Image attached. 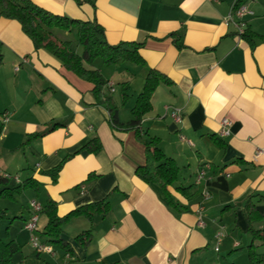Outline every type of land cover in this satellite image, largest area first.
I'll list each match as a JSON object with an SVG mask.
<instances>
[{"label":"crops","instance_id":"0c3cea01","mask_svg":"<svg viewBox=\"0 0 264 264\" xmlns=\"http://www.w3.org/2000/svg\"><path fill=\"white\" fill-rule=\"evenodd\" d=\"M31 1L55 14L95 20L109 44L142 43V63L93 67L113 85V92L104 90L112 93L121 122L130 120L150 69L171 81L155 89L152 109L139 129L159 138L180 175L168 187L173 207L158 186L135 175L145 163L144 145L134 130L111 125L107 109L92 93L93 84L47 50L35 48L18 21L0 17V175L8 178L0 190L34 181L19 192L0 194L6 213L0 239L19 246L14 262L248 264L251 243L264 253V245L252 241L245 216L250 201L261 215L251 226L264 229V152L257 155L264 149V0L244 2L253 12L244 17L251 41L224 21L237 0ZM55 34L71 38L59 29ZM125 81L129 89L123 103L118 83ZM222 118L231 121L224 136ZM96 137L101 150L88 153L83 147ZM59 164L53 180L50 172ZM205 164L210 167L198 179ZM179 187L189 188L188 194ZM48 199L56 202L59 216L103 199L109 209L92 220L74 216L63 225L61 237L72 252L46 243L53 253H38L24 225L32 214L30 201L43 206ZM46 223L40 214L41 241ZM89 229L91 240L82 245L76 236Z\"/></svg>","mask_w":264,"mask_h":264},{"label":"trees","instance_id":"16d2710c","mask_svg":"<svg viewBox=\"0 0 264 264\" xmlns=\"http://www.w3.org/2000/svg\"><path fill=\"white\" fill-rule=\"evenodd\" d=\"M245 0H237L236 6ZM0 17L14 19L19 22L22 31L31 39L35 48H43L58 58L62 65L78 77L93 84L92 93L96 102L103 104L107 109L109 121L114 128L134 130L136 138L141 141L145 148V163L135 169V175L147 184H153L160 188L162 195L170 206L176 207L169 186L175 184L180 175V167L170 156H167L159 145V138L142 132L139 125L143 116L151 111V98L155 89L160 84H168L171 81L155 69L147 72L146 79L141 92L137 95L135 104L131 108V118L127 122H121L118 116V106L113 100V95L105 91L108 81L99 68H94L95 63L104 65H118L125 61L135 64L142 63L143 59L138 50L142 43L122 41L117 44H109L104 36L102 27L94 21H83L64 15L52 13L51 11L35 4L31 0H0ZM67 31L71 34L70 39L61 40L55 30ZM242 37L251 41L252 33L246 28ZM264 39V36H260ZM77 47H80L78 52ZM2 58L0 56V63ZM123 103L128 100V81L118 83ZM3 129V121L0 119V134ZM99 139L93 138L83 149L88 153H97L101 150ZM61 165L54 168L50 174L56 180ZM8 178L0 175V186L6 184ZM34 181L26 180L13 188L4 187L0 194L6 195L19 192L22 188L30 186ZM179 190L188 194L189 188L179 187ZM187 192V193H186ZM264 197V195H261ZM109 209L108 202L103 199L76 208L64 216L57 214V204L48 199L42 206L40 214L47 217V223L41 233L44 243H51L66 252H72V246L62 237V227L70 218L82 215L92 220L96 213L105 214ZM245 216L248 223V231L252 235V241H259L264 245V229H254L253 221L261 219V215L253 203L247 201L245 205ZM6 217L4 209L0 208V220ZM92 237L91 230L80 232L76 239L82 245H86ZM19 246L14 242H3L0 239V264H16L12 255ZM257 245L251 243L248 247V264H264V253L256 251ZM40 253L39 251H37ZM21 264V263H17Z\"/></svg>","mask_w":264,"mask_h":264},{"label":"built area","instance_id":"2783aa9c","mask_svg":"<svg viewBox=\"0 0 264 264\" xmlns=\"http://www.w3.org/2000/svg\"><path fill=\"white\" fill-rule=\"evenodd\" d=\"M236 3V2H235ZM253 12L248 8L246 3H241L236 6V4L233 5L232 10L229 12L227 17L225 18L226 23H231L236 28V33L238 36H242L246 29V22L244 20V17L246 15H252ZM17 69V67H16ZM108 87L111 92L114 91V87L111 83H108ZM171 115L174 118L175 121L180 120L179 113L176 109L171 110ZM231 125V121L227 118H222L220 121V134L221 135H227L229 134V127ZM264 152V149H260L257 151V155ZM209 165L205 164L203 165L197 172V178L202 179L206 173V171L209 169ZM30 207L32 209V214L30 215L29 219L25 222L24 228L30 233V243L32 247L39 252H45L52 254L53 249L50 245L44 243L41 241L39 236V227H38V221L39 216L42 210V206L39 202L35 200L30 201ZM197 215H198V222L201 224V212L202 208L197 209ZM223 232H217L216 234V240L217 243H219L222 240ZM215 250H218L217 247H215Z\"/></svg>","mask_w":264,"mask_h":264},{"label":"rangeland","instance_id":"374dc122","mask_svg":"<svg viewBox=\"0 0 264 264\" xmlns=\"http://www.w3.org/2000/svg\"><path fill=\"white\" fill-rule=\"evenodd\" d=\"M36 198V197H35ZM32 246V245H31Z\"/></svg>","mask_w":264,"mask_h":264}]
</instances>
